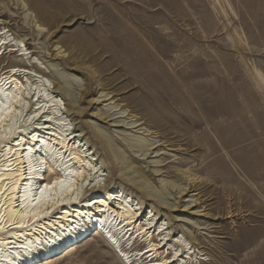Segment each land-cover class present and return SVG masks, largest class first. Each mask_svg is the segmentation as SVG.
<instances>
[{
    "label": "rangeland",
    "instance_id": "374dc122",
    "mask_svg": "<svg viewBox=\"0 0 264 264\" xmlns=\"http://www.w3.org/2000/svg\"><path fill=\"white\" fill-rule=\"evenodd\" d=\"M25 1L23 8L21 1L0 0V20L9 21L12 38L26 37L55 85L59 78L69 89L59 94L71 110L64 116L71 128L89 133L87 140L80 138L84 150L95 159L102 154L95 162L106 187L117 185L139 202L141 213L156 212L155 221L170 223L169 253L182 244L174 238L191 240L194 230L204 250L202 264H264V82L254 71L264 78V0H77L70 11L52 0ZM59 48L66 56L57 54ZM9 55L0 57V65L19 59ZM158 91L164 102L182 106L206 101L204 122L193 127L187 121V134L147 116L145 125L134 127L138 123L127 113L145 115ZM107 92L116 94V103H101ZM217 102L230 106L218 109ZM168 116L177 118L176 111ZM38 119L27 117L18 126L30 133L41 125ZM98 131L127 157H106ZM190 176L198 179V190L190 193H199L197 202L189 195L181 201L177 193V187H188ZM78 243L52 264H121L99 236L89 234Z\"/></svg>",
    "mask_w": 264,
    "mask_h": 264
},
{
    "label": "bare ground",
    "instance_id": "6f19581e",
    "mask_svg": "<svg viewBox=\"0 0 264 264\" xmlns=\"http://www.w3.org/2000/svg\"><path fill=\"white\" fill-rule=\"evenodd\" d=\"M17 1H21L23 8L27 7L25 0ZM51 4L65 11L77 8V0H73V5L64 0H52ZM3 7L4 10L8 8L6 5ZM7 24L9 25V21L0 20V57L15 52L19 59L12 60L10 65H0V264H52L82 243L74 242L77 240L75 236L85 230L88 222L92 225H100L102 229L108 231L112 242L115 243L114 246L99 232H95L92 236H99L121 264H135L134 261L139 259L138 256H142L139 259L140 264H202L206 259L200 258L199 255L204 250L194 230H190L191 240L187 239L185 242L172 235L170 240L174 238L172 240L174 243L182 244L179 245L180 248L169 253L171 248L168 246L167 230L170 232V223L168 222L166 227L164 219L155 221L156 212L153 215L152 211L149 213L147 210L141 213L143 207H139V202L126 195L117 185L106 187L107 179L102 178L104 175L102 167L99 168L95 162L102 157V154L97 152L98 158L95 159L96 155L91 154L90 149L84 150L80 138L87 140L89 133L76 130L75 126L71 128L64 116L67 113L68 117L71 110L67 108L66 102L63 103L59 94L61 91L69 93V89L59 78L55 85V82L48 77L43 62H39L40 58L34 56L35 51L27 48L26 37L18 34L12 38L9 34L11 29H7ZM36 25L40 30L45 28L38 24V21ZM100 31L103 33V30ZM47 32H50L49 29ZM103 48L105 49L106 46L104 45ZM57 54L66 56L61 48L57 50ZM135 60L140 61L136 58ZM3 61L0 59V63ZM201 61L203 63V60ZM67 62L71 60L68 59ZM255 70L257 77L264 82L261 72ZM258 83L260 84V81ZM100 97H104L101 103L109 100L113 104L117 102L114 92L104 93ZM163 98H165L164 92L158 91L157 99L149 102L145 115L140 117L129 111L127 117L135 124L138 123L134 127L145 125L147 123L145 116H147L157 121L156 123H173L178 131L184 133V130L187 134V121L193 127L200 126L204 122L203 117L206 116L201 114L209 109L206 101L199 100L182 106L172 99L164 102ZM170 102L176 104L177 109ZM116 105L121 106V109L124 108L121 103ZM227 106H230L227 102L216 103L218 109ZM72 107L76 109L75 105ZM171 111H176L177 118L168 116ZM74 113L80 116L82 111H74ZM27 117L43 119L40 129L36 127L38 129L29 133L21 128L22 125L18 126L20 121ZM120 122L114 126H122L118 125ZM95 135L98 137V143L104 146L106 157L113 159L117 156L120 159L127 157L124 149L108 145L102 131L96 132ZM127 161L131 164L134 162L130 158ZM44 169H46L45 173ZM186 173L184 172L185 175ZM190 177L188 187H177V193L181 194V201L189 195L194 198V202H197L199 198L195 197L199 193L194 192L191 195L190 193L198 190V179L195 176ZM81 190H84V194L79 199ZM258 195L263 197L261 189ZM198 205L199 203H196L194 206ZM254 207L262 214L259 206L254 205ZM177 208L171 211H177ZM229 213L231 211H227L228 217H230ZM161 220L163 222H160ZM172 220L175 222V219ZM121 223L123 225L119 228ZM134 231L138 235L137 238L128 237L129 233ZM82 233L79 236L83 237L85 232ZM139 238L144 239L149 245L146 252H142L144 248L135 247L140 242ZM127 241H133L135 247L131 255L122 248V244ZM149 258L151 259L148 260Z\"/></svg>",
    "mask_w": 264,
    "mask_h": 264
},
{
    "label": "snow or ice",
    "instance_id": "6c2138e0",
    "mask_svg": "<svg viewBox=\"0 0 264 264\" xmlns=\"http://www.w3.org/2000/svg\"><path fill=\"white\" fill-rule=\"evenodd\" d=\"M59 183H63V181H59ZM45 187H47V186H45Z\"/></svg>",
    "mask_w": 264,
    "mask_h": 264
}]
</instances>
